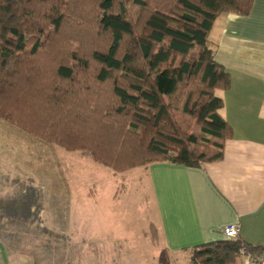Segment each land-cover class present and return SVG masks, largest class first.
Returning <instances> with one entry per match:
<instances>
[{
  "label": "trees",
  "instance_id": "obj_1",
  "mask_svg": "<svg viewBox=\"0 0 264 264\" xmlns=\"http://www.w3.org/2000/svg\"><path fill=\"white\" fill-rule=\"evenodd\" d=\"M253 3L0 0V119L115 173L219 161L233 136L220 95L231 75L209 37L218 17ZM23 188L0 221L39 218L41 191ZM243 247L264 252L223 239L193 248L189 264H239Z\"/></svg>",
  "mask_w": 264,
  "mask_h": 264
},
{
  "label": "rangeland",
  "instance_id": "obj_2",
  "mask_svg": "<svg viewBox=\"0 0 264 264\" xmlns=\"http://www.w3.org/2000/svg\"><path fill=\"white\" fill-rule=\"evenodd\" d=\"M22 186L41 191V212L0 221V264H176L153 241L160 217L146 168L115 173L0 119V206Z\"/></svg>",
  "mask_w": 264,
  "mask_h": 264
},
{
  "label": "crops",
  "instance_id": "obj_3",
  "mask_svg": "<svg viewBox=\"0 0 264 264\" xmlns=\"http://www.w3.org/2000/svg\"><path fill=\"white\" fill-rule=\"evenodd\" d=\"M209 41L231 75V88L220 93L233 128L223 158L200 168H146L160 217L153 241L176 264H189L193 248L225 239L232 224L241 227L239 240L264 245V0H254L246 16L218 17Z\"/></svg>",
  "mask_w": 264,
  "mask_h": 264
},
{
  "label": "built area",
  "instance_id": "obj_4",
  "mask_svg": "<svg viewBox=\"0 0 264 264\" xmlns=\"http://www.w3.org/2000/svg\"><path fill=\"white\" fill-rule=\"evenodd\" d=\"M241 227L238 224L228 225L224 228V238L228 240L240 239ZM242 263L241 264H264V252L260 254L252 253L247 247H243L241 250Z\"/></svg>",
  "mask_w": 264,
  "mask_h": 264
}]
</instances>
